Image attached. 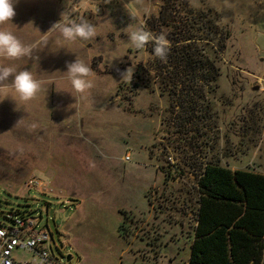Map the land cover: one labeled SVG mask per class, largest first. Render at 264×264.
Here are the masks:
<instances>
[{
    "label": "rangeland",
    "instance_id": "374dc122",
    "mask_svg": "<svg viewBox=\"0 0 264 264\" xmlns=\"http://www.w3.org/2000/svg\"><path fill=\"white\" fill-rule=\"evenodd\" d=\"M15 11L2 27L36 45L39 60L0 63L45 84L29 101L0 93V224L9 212L32 217L67 264H151L144 255L153 208L190 238L207 165L264 174V0H19ZM64 11L97 35L66 41L48 32ZM190 11L213 28L207 48L222 75L210 119L184 125L189 115L173 109L181 95L144 86L149 47L136 49L128 32L138 23L150 30L151 21L168 33L172 18ZM76 58L93 73L83 95L65 73ZM133 65L132 80H121L116 69ZM177 253L183 264L189 242L181 239Z\"/></svg>",
    "mask_w": 264,
    "mask_h": 264
},
{
    "label": "trees",
    "instance_id": "16d2710c",
    "mask_svg": "<svg viewBox=\"0 0 264 264\" xmlns=\"http://www.w3.org/2000/svg\"><path fill=\"white\" fill-rule=\"evenodd\" d=\"M175 9L170 8L172 13ZM171 23L167 33L171 47L165 61L155 57L151 42L147 44L151 58L142 78L144 86L181 95L183 99L178 98L173 109L179 106L189 115L181 121L184 125L198 115L210 119V97L222 75L216 52L207 48L215 40L214 30L193 11L179 19L173 17ZM148 26L160 33L151 21ZM224 39H229V32ZM197 188L200 206L189 264H263L264 174L209 164Z\"/></svg>",
    "mask_w": 264,
    "mask_h": 264
},
{
    "label": "clouds",
    "instance_id": "9594fccd",
    "mask_svg": "<svg viewBox=\"0 0 264 264\" xmlns=\"http://www.w3.org/2000/svg\"><path fill=\"white\" fill-rule=\"evenodd\" d=\"M18 2L19 0H0V59L18 60L27 57L38 61L39 57L34 55L36 45L24 44L11 31L2 27L16 16L15 5ZM144 11L150 14V9L145 8ZM73 15L74 13L64 11L61 14V19L54 23L48 32L56 31L66 41H76L77 39L86 41L97 35L94 24L83 18L76 20ZM131 17L134 19V15ZM128 39L136 49H144L151 42L155 57L161 61L167 59L171 44L167 38L166 29H162L159 34H154L147 30L143 24L138 23L133 30L128 32ZM43 43L46 45L47 41L45 40ZM66 66L67 79L76 93L83 95L93 88L94 82L90 79L93 73L88 64L76 58L74 62L68 63ZM134 68L135 65L122 72L118 68L116 70L120 72L121 80L130 82L133 78ZM44 84L45 81L37 79L28 70L17 71L12 65L0 63V93L11 89L21 100L29 101L36 97Z\"/></svg>",
    "mask_w": 264,
    "mask_h": 264
},
{
    "label": "built area",
    "instance_id": "2783aa9c",
    "mask_svg": "<svg viewBox=\"0 0 264 264\" xmlns=\"http://www.w3.org/2000/svg\"><path fill=\"white\" fill-rule=\"evenodd\" d=\"M129 159L126 155L125 160ZM5 218L8 224H0V264H67L63 257L54 253L52 235L39 228L35 219L14 212L7 213ZM18 252L30 256L20 259Z\"/></svg>",
    "mask_w": 264,
    "mask_h": 264
},
{
    "label": "flooded vegetation",
    "instance_id": "af4514ba",
    "mask_svg": "<svg viewBox=\"0 0 264 264\" xmlns=\"http://www.w3.org/2000/svg\"><path fill=\"white\" fill-rule=\"evenodd\" d=\"M163 213L164 211L158 210L156 213L157 221L154 220L152 223L148 222L146 225L145 235L148 236L146 242L148 256H144L147 257L150 262L152 261L151 264H182V261L181 263L178 261L177 244L181 239L187 241L188 238H185L182 233L180 235V226L178 234L176 233V221L164 222L162 220ZM171 218L172 214L168 216L169 220ZM176 237H178V239H176Z\"/></svg>",
    "mask_w": 264,
    "mask_h": 264
},
{
    "label": "crops",
    "instance_id": "0c3cea01",
    "mask_svg": "<svg viewBox=\"0 0 264 264\" xmlns=\"http://www.w3.org/2000/svg\"><path fill=\"white\" fill-rule=\"evenodd\" d=\"M197 206H199V204L197 205ZM153 211H154V214L153 213H151V216H149V218L151 217V219H149L148 221H147V223H146V225L148 224V222H150V223H152L154 220L155 221H157V214H156V210L153 208ZM155 214H156V216H155ZM194 231H193V235L190 237V238H188V242H189V246H190V256H191V245H192V243H193V241H194V239H195V227L197 226V222H196V218H195V220H194ZM175 227H176V229H177V234H178V229H179V225H178V222H175ZM176 239H178V237H176ZM190 256H189V258L184 262V264H189V261H190ZM145 260H148V258L147 257H145L144 258V261Z\"/></svg>",
    "mask_w": 264,
    "mask_h": 264
},
{
    "label": "water",
    "instance_id": "95a60500",
    "mask_svg": "<svg viewBox=\"0 0 264 264\" xmlns=\"http://www.w3.org/2000/svg\"><path fill=\"white\" fill-rule=\"evenodd\" d=\"M70 259V257H68V260Z\"/></svg>",
    "mask_w": 264,
    "mask_h": 264
}]
</instances>
